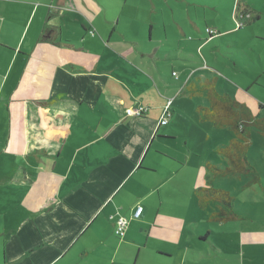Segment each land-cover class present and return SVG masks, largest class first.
I'll return each instance as SVG.
<instances>
[{"label": "crops", "instance_id": "1", "mask_svg": "<svg viewBox=\"0 0 264 264\" xmlns=\"http://www.w3.org/2000/svg\"><path fill=\"white\" fill-rule=\"evenodd\" d=\"M1 2L0 43L4 45L0 44V238L4 264H144L138 263L140 259L159 264L163 258L170 262L169 250L155 242L164 245L170 241V225L166 224L170 218L165 206L170 205V199L171 205L184 206L188 189L196 193L200 187L215 188L199 184L201 169H208V179L224 177L214 172L215 165L223 167L226 157L219 148L232 138L215 148L221 159L209 160L207 165L193 154H177L173 142L178 135L168 127L177 124V113L184 121L188 119L182 109H171L174 90L168 85L170 77L158 63L165 84L152 70L150 77L144 76L147 71L138 61L129 62L120 54L127 46L120 40L111 45L117 28L110 31L102 25L95 27V20L108 14L107 0H54L56 7H49L47 12L48 2L38 7L31 0ZM124 5L126 17L132 10L135 12L133 20L142 19L138 16L141 12L149 14L137 4ZM237 5L238 12L248 20L261 19L253 0H237ZM40 7L38 35L31 36L25 48L12 44L16 12H36ZM87 8L96 14L95 18ZM69 16L82 24L85 33L73 36V29V35L63 39ZM207 28L211 27L206 24L205 29H200L209 36ZM153 29L150 23L147 46L139 49L142 57L170 60L180 51L190 53L151 48ZM241 29L233 32L240 34ZM139 35L134 34L133 41L126 34L120 39L138 48L142 43ZM253 37L264 42V36ZM205 42L200 46L211 43ZM250 44L252 47H246L247 65L264 71L260 53L264 43ZM231 49L239 53L236 46ZM253 51L261 67L250 56ZM169 69L166 67L167 72ZM124 70L127 77L120 74ZM131 74L141 76L133 82L128 77ZM172 76H178L175 69ZM213 78L217 89L218 77ZM207 79L211 78H199L200 86ZM202 92L204 102L198 104L197 110L205 123L199 106H208L209 101ZM170 100V118L167 124L160 125ZM135 104L149 109L142 116L127 115L126 109ZM259 107L258 116L264 117V104ZM253 181L260 183L261 178ZM197 204L200 206L198 197ZM138 205L144 210L140 218H135ZM159 213L163 216L159 217ZM118 216L128 219L121 239L115 233ZM173 224V231H181L179 225ZM153 227L163 237H157ZM182 252L184 261L187 254L184 249Z\"/></svg>", "mask_w": 264, "mask_h": 264}, {"label": "rangeland", "instance_id": "2", "mask_svg": "<svg viewBox=\"0 0 264 264\" xmlns=\"http://www.w3.org/2000/svg\"><path fill=\"white\" fill-rule=\"evenodd\" d=\"M1 1L3 0H0V12L3 8ZM31 1L36 7L48 2L49 4L45 6L46 12L49 7H56L53 5L54 0ZM253 1L260 10L261 19L259 21L248 20L247 16L243 17L238 12L237 0H107L106 5L110 8L113 5L112 9L104 10L108 13L107 16H100L94 22L95 27L102 25L110 31L117 28L113 33L111 45L114 46L113 42L120 40L123 45L127 46L128 49H121L120 54L125 56L129 62L138 61L147 71L144 76L150 77L152 70L154 75L161 78L165 84L158 63L164 68L165 76L170 77L168 85L174 90L172 97L174 104L171 109L174 107L182 109L184 117L188 119V122L184 121L177 113L175 116L177 124L171 123L168 127L173 135H178L177 141L173 143L177 154L181 157L193 154L197 161H204L207 165L209 160H220L222 157L215 151V148L222 143H229L231 138L235 137V132L231 127H215L210 122L204 123L200 120L197 106L204 102L202 95L204 90L201 89L203 84L200 86L199 78L212 79L213 76H217V89L220 93H229L232 97L250 106L257 114L260 112V103L264 104V71L247 65L248 49L246 47H252L250 43L253 42L256 45L264 43L261 39L253 37V35L264 36V0ZM127 3L137 4L149 14L141 12L138 16L142 19L133 20L135 12L132 10L126 17V14H123L126 10L123 8ZM41 7L36 12L33 9L30 12L24 9L19 10L20 13L16 12L13 33L10 36L12 44L25 48L29 38L38 35L40 29L37 30L36 27ZM87 10L93 18L96 17L90 9L87 8ZM121 14L123 15L120 18ZM249 21L250 24H248ZM67 23L69 28L64 29L63 39L73 35V29H76L73 36H81L85 33L82 24L74 21L72 16L67 17ZM150 23L154 26L152 42L149 45L151 48L159 46L162 51L177 49L187 50L190 53L180 51L170 60L163 57L160 59L142 57L139 49L147 46ZM43 24L42 22V27ZM206 24L216 30L219 35L212 38L201 31L200 28L205 29ZM240 27H242L240 34L233 32ZM137 33L140 34L139 39L142 40L138 48L133 43L121 40L123 39L122 34H126V37L132 40L134 34ZM247 35L252 41L250 38L247 40ZM108 36L107 34L106 40H109ZM1 40L3 41L4 37H1ZM162 40H165L164 44H160ZM203 42L211 43L202 47L200 45ZM232 45L236 46L239 53L231 49ZM255 48L259 49V46ZM260 53L264 61V51ZM250 56L254 63L261 67L256 52L253 51ZM142 60L149 68L143 64ZM166 67H170L169 72ZM172 69L178 73V79L172 76ZM126 73L124 70L120 74L127 77ZM137 76L141 75L131 74L128 77L133 78L131 79L133 82H137ZM152 98L155 99L154 96ZM69 136L71 137V134ZM251 141L252 145L247 158L251 166L256 169L261 182L253 181L256 177L254 173L237 176L229 174L217 179H208V169H201L203 173L199 184L206 187H221L229 191L233 197L234 210L230 205L223 206L213 202L208 207L202 208L197 204L195 191L191 192L190 189H188L187 197L185 196L184 206H179L177 203L171 205L170 199V205L165 206L170 218L166 221V224L170 225V235L167 237L170 241L165 242V246L157 240L155 242L159 247L168 249L170 255L172 254V259L167 262L163 258L159 260V264H172L173 261L174 264H264V134L259 129L252 128ZM227 165L228 161L224 158L222 166ZM219 210L222 215L228 214L224 220L218 221L216 218L221 217H213V213ZM158 216L163 215L159 213ZM173 223L180 226L182 233L178 229L173 231ZM159 232L160 230L154 228V234L157 237H163ZM119 238L121 239V236ZM2 246L0 238V264H4ZM182 249L187 254L184 261H182ZM138 263L151 264L142 259Z\"/></svg>", "mask_w": 264, "mask_h": 264}, {"label": "trees", "instance_id": "3", "mask_svg": "<svg viewBox=\"0 0 264 264\" xmlns=\"http://www.w3.org/2000/svg\"><path fill=\"white\" fill-rule=\"evenodd\" d=\"M207 29L206 32L209 36H215L210 34ZM217 35H219L218 32ZM202 89L207 94L209 105L199 106L201 119L218 127L229 126L235 132V137L232 138L231 142L219 148V152L227 158L228 165L223 167L215 165L216 170L214 168V172L218 176L254 173L256 175L254 180L259 181L260 176L257 174L256 169L251 166L247 157L252 145L251 130L252 128H257L264 134V117L254 114L246 104L237 101L230 95L218 92L215 78L207 79L203 83ZM196 193L199 205L202 208L207 207L213 202L223 206L230 205L231 209L234 210L233 197L225 189L200 187L196 190ZM221 210L213 213L214 218L221 217L216 218L218 221L224 220L225 216L228 215H222ZM211 232L214 234L213 231Z\"/></svg>", "mask_w": 264, "mask_h": 264}, {"label": "built area", "instance_id": "4", "mask_svg": "<svg viewBox=\"0 0 264 264\" xmlns=\"http://www.w3.org/2000/svg\"><path fill=\"white\" fill-rule=\"evenodd\" d=\"M207 31L210 34L213 35H217V31L214 30L213 28H208ZM170 104H171V100L168 102V105L166 106L162 118L159 122L160 125H165L168 123V120L170 118L171 112H170ZM148 107L142 104H135L132 107H128L126 109V114L130 115V116H142L144 114H146V112L148 111ZM144 207L141 205H138L135 212H134V217L135 218H140L142 216ZM115 224H116V229H115V233L121 238H124L125 234H126V230L128 228V219L123 217V216H118L115 219Z\"/></svg>", "mask_w": 264, "mask_h": 264}]
</instances>
